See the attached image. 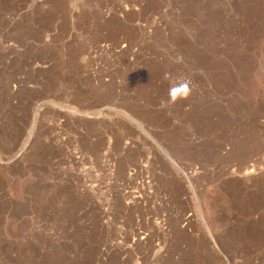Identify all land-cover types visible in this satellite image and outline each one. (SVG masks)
<instances>
[{
	"label": "rangeland",
	"instance_id": "1",
	"mask_svg": "<svg viewBox=\"0 0 264 264\" xmlns=\"http://www.w3.org/2000/svg\"><path fill=\"white\" fill-rule=\"evenodd\" d=\"M0 264H264V0H0Z\"/></svg>",
	"mask_w": 264,
	"mask_h": 264
},
{
	"label": "clouds",
	"instance_id": "2",
	"mask_svg": "<svg viewBox=\"0 0 264 264\" xmlns=\"http://www.w3.org/2000/svg\"><path fill=\"white\" fill-rule=\"evenodd\" d=\"M179 89V90H178ZM190 89L186 83H181L180 85L172 84L169 88V102L177 99L184 98L189 94Z\"/></svg>",
	"mask_w": 264,
	"mask_h": 264
}]
</instances>
